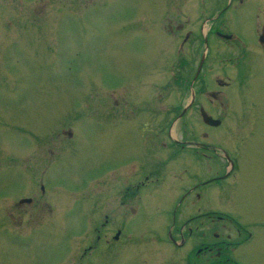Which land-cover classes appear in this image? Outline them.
I'll return each instance as SVG.
<instances>
[{"label": "rangeland", "instance_id": "374dc122", "mask_svg": "<svg viewBox=\"0 0 264 264\" xmlns=\"http://www.w3.org/2000/svg\"><path fill=\"white\" fill-rule=\"evenodd\" d=\"M3 6L14 18L18 15L24 26L42 29H35L36 34L34 29H28L20 38V64L10 61L7 70L11 66L9 72L13 76L0 80V187L7 185L9 192L20 191L10 193V197L24 195L34 180L29 170L34 168L35 157H57L52 184L56 187L57 206L76 212L72 210L74 213L67 212L68 215L60 212L52 226L23 227L27 234L34 235L30 246L22 249L9 245L0 264H71L50 255L59 254L61 248V256H66L61 244L67 237L68 243H79L90 227L85 217L106 214L115 218L148 219L154 224L170 219L175 212L171 206L151 204L133 212L120 207L116 195L108 188L111 174L101 175L100 163L112 157L138 154V133L130 125L128 115L136 108V114L144 117L150 109L152 121L157 122L162 111L157 92L164 95V89L177 90L181 83L187 90L190 83L196 88L211 89L210 74L204 80L197 77L200 57L211 51V47L208 45L206 49L199 44L191 48L185 44L178 56L164 33V0H3ZM8 45L11 46L9 41ZM11 56L15 57L16 53ZM209 60L210 52L206 64ZM181 71L184 78L179 76ZM146 92L151 97L143 101ZM120 96L128 101L122 107L120 142L116 146L113 123L118 110L115 100ZM252 96H256L254 130L250 133L254 124L249 128L241 122L238 95L233 102L236 110L233 108L231 120L226 124L232 127L227 149L238 156L233 158L241 176L229 200L233 202L231 214L247 225L253 235L241 250L253 264H264V191L259 184V176L264 172V88ZM167 98L173 102V95ZM192 112L200 121V136L211 141L212 130L201 122L197 110ZM1 121L7 122L9 128L2 126ZM101 124L107 125L103 131L98 129ZM174 127L172 135L176 136ZM61 128L70 129L71 138L57 134ZM204 131L208 135L203 136ZM49 134L54 138L49 142L51 145H45ZM38 138L41 144L36 143ZM3 161L8 162L9 170L5 179L1 176ZM209 164L201 159L197 168L201 178L209 177ZM19 170L24 171L22 177L16 175ZM187 173L175 172L174 178L185 180ZM174 178L170 173L164 184V198L158 195L153 202L171 200L170 192H176ZM144 221H137L139 225L130 228H139L137 233H152L146 231ZM15 229L19 231L18 227ZM37 233H40L38 238ZM50 238L54 240L52 251ZM43 241H48V246H41ZM129 254L124 255L126 259Z\"/></svg>", "mask_w": 264, "mask_h": 264}, {"label": "flooded vegetation", "instance_id": "af4514ba", "mask_svg": "<svg viewBox=\"0 0 264 264\" xmlns=\"http://www.w3.org/2000/svg\"><path fill=\"white\" fill-rule=\"evenodd\" d=\"M5 7L0 0V54L4 56H0L1 81L14 74L9 72L11 66L7 70L10 61L20 64V38L28 29H34V34L35 29H42L24 26L18 15L14 18ZM164 33L171 46H175L178 56L185 44L191 48L199 44L206 49L208 45L211 47V51L201 55L197 65V77L204 80L210 74L211 89L206 86L196 88L190 83L188 92L181 83L177 90L164 89V95L157 92L162 102L157 122L152 121L150 109L144 117L136 114V108L132 110L128 116L131 117L130 125L138 133V154L101 162L100 174H111L108 188L123 209L133 212L160 204L162 207L171 206L175 212L170 219H162L158 224L148 222V219L115 218L106 214L98 218L85 217V223L90 227L86 228L79 243H68V237L62 241L66 256H61L60 247L59 254L50 255L58 256L57 261L65 259L71 264H253L241 250L251 240L252 232L230 212L233 202L229 196L240 184L241 176L233 158L238 156L227 149L232 127L226 124L231 120L233 108L236 110L233 102L238 95L242 124L247 127L254 124L250 133L257 125L253 114L256 96L253 98L252 94L264 88V0H164ZM209 52L210 60L206 64ZM14 53L15 57H9ZM182 72L179 76L184 78ZM170 95L174 98L172 103L167 98ZM187 96L189 100L185 102ZM150 97L147 92L142 96L143 101ZM127 101L125 96L115 100L118 108L113 123L116 146L120 142L122 107ZM201 108L212 117L213 124L202 120ZM194 110L198 111L201 122L212 130L211 141L200 136V121L192 112ZM136 117L138 119L134 122ZM7 124L1 121V125L8 129ZM106 126L101 124L98 129L103 131ZM173 127L176 136L172 135ZM57 134L71 138L72 131L61 128ZM206 135L208 133L204 131L203 136ZM53 138L54 135L49 134L45 145H51L49 142ZM35 141L41 144V138ZM202 158L210 162L209 177L206 178H201L197 172ZM33 162L34 168L29 171L34 180L24 195L10 197V193L20 191L9 192L7 185L0 187L1 260L8 253L5 250L9 245L22 249L30 246L34 235L27 234L28 230L23 227L52 226L60 212L65 215L70 212L56 203V187L52 184L57 157H35ZM181 170L188 172L185 180L174 178V173ZM8 173V162L3 161L2 178H7ZM170 173L176 182L173 185L176 192H170L172 198L166 203L164 200L153 202L158 195L164 198V184ZM16 175L22 177L24 171L19 170ZM261 175L259 184L264 191V172ZM72 210L76 212L71 208V214L74 213ZM137 221H144L146 231L152 233H137ZM38 234L35 235L37 238ZM48 241L53 242L52 251L54 240L50 238ZM48 241H43L41 246H48ZM125 254H129L127 259Z\"/></svg>", "mask_w": 264, "mask_h": 264}, {"label": "water", "instance_id": "95a60500", "mask_svg": "<svg viewBox=\"0 0 264 264\" xmlns=\"http://www.w3.org/2000/svg\"><path fill=\"white\" fill-rule=\"evenodd\" d=\"M202 60H203V57H202ZM202 60L200 62V67H201V64H202ZM199 70V69H198ZM201 116H202V120L207 123V124H213V119L210 115H208L203 108H201Z\"/></svg>", "mask_w": 264, "mask_h": 264}]
</instances>
